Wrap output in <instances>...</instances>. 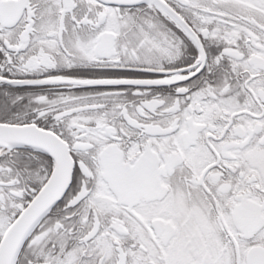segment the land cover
<instances>
[{
	"label": "snow or ice",
	"instance_id": "obj_1",
	"mask_svg": "<svg viewBox=\"0 0 264 264\" xmlns=\"http://www.w3.org/2000/svg\"><path fill=\"white\" fill-rule=\"evenodd\" d=\"M0 264H264V0H0Z\"/></svg>",
	"mask_w": 264,
	"mask_h": 264
}]
</instances>
